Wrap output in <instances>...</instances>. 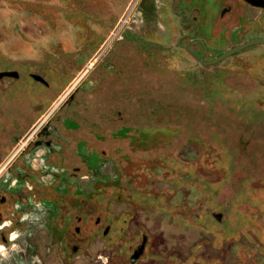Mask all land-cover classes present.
Instances as JSON below:
<instances>
[{"label":"rangeland","instance_id":"rangeland-1","mask_svg":"<svg viewBox=\"0 0 264 264\" xmlns=\"http://www.w3.org/2000/svg\"><path fill=\"white\" fill-rule=\"evenodd\" d=\"M82 1L88 4L85 12L73 11L71 21L87 22L99 31L74 30L71 38L69 31L57 34L68 21L62 8L35 3L11 13L10 6L19 7L18 1L0 6V71L11 69L20 74L17 80L0 81V162L61 97L47 120L69 110L66 105L72 94L75 100L84 101L78 111L84 120L98 119L106 109L123 106L135 130L156 128L146 131L150 134L147 147L135 143V183L156 196L142 198L149 205L140 204L135 220L151 237L154 253L148 263L264 264L260 65L251 73L249 68L254 67L249 63L224 61L191 72L197 65L188 63L180 77L167 67L164 53L157 48H152L154 57L149 58L151 52L135 47L133 58L131 48L119 47L117 65L128 76L112 81L104 67L111 48L101 44L119 37L117 28L132 12L127 24L135 23V33L141 32L137 30L140 20L138 25L132 11L133 0ZM155 28L163 41H170L173 27L163 10ZM80 37L96 39L100 46L92 56L77 59L81 64L69 73L72 54L62 46H56V54L47 53L48 46L62 40L74 44ZM250 51L251 47L240 55ZM31 73L44 77L49 86L35 82ZM155 136L161 140L158 145ZM120 205L112 203L114 210H121ZM90 247L99 249V241Z\"/></svg>","mask_w":264,"mask_h":264},{"label":"flooded vegetation","instance_id":"flooded-vegetation-1","mask_svg":"<svg viewBox=\"0 0 264 264\" xmlns=\"http://www.w3.org/2000/svg\"><path fill=\"white\" fill-rule=\"evenodd\" d=\"M16 1L19 7L10 6L11 13L35 3L66 10L68 21L60 27V36L69 31L71 38L72 32L80 29L99 31L87 22L71 21L73 11L85 12L83 8L88 4L82 0ZM9 2L0 0V6L8 7ZM133 10L138 25L140 20L137 30L141 34L135 33V23L127 24L132 12L117 28L119 37L101 44L111 48L104 67L112 81L128 76L117 65L121 60L119 47L131 48L133 58L135 47L151 52L149 58L154 57L152 48H157L164 53L167 67L181 77L188 63L197 65L191 72H201L230 49L253 39L264 40V6H255L248 0H133ZM160 10L173 27L169 42L156 32ZM76 36L77 33V39ZM80 39L74 44L50 42L47 53L55 52L56 46L65 48L63 51L72 54L68 72L74 73L81 64L77 59L92 56L100 46L96 39ZM250 47L249 53L240 55ZM4 54L12 59L8 51ZM224 61L232 65L249 63L254 67L249 68L251 73L260 65L257 81L264 91V43L248 46L214 64ZM12 71L17 77L3 76L0 81L19 79L16 70L0 73ZM100 74L103 79L104 73ZM33 75L39 74H29L35 82L49 86L44 77L39 75L45 81L42 83ZM75 95H70L68 111L47 120L63 97L54 103L41 120L35 121L37 124L32 125L19 146L16 144L0 162V225H5L0 228V264H150L148 258L154 253L151 237L135 220L140 204H148L142 198L156 196L135 183V143L147 147L150 134L146 131L156 128L135 130L132 119L123 114V106L110 107L95 120L81 119L78 111L84 101L75 100ZM155 140L156 145L161 141L156 136ZM113 202L123 208L114 210ZM12 233H16L15 239H10ZM95 240L100 248L93 250L90 245Z\"/></svg>","mask_w":264,"mask_h":264},{"label":"water","instance_id":"water-1","mask_svg":"<svg viewBox=\"0 0 264 264\" xmlns=\"http://www.w3.org/2000/svg\"><path fill=\"white\" fill-rule=\"evenodd\" d=\"M249 2H251L253 5L255 6H264V3L263 1H251V0H248ZM259 43H264V40L263 39H253V40H250L240 46H237V47H234L232 49H230L229 51H227L226 53H224L223 55H221L216 61L212 62V64L218 62V61H221L223 60L224 58H226L227 56H230L232 54H235L237 52H240L241 50L247 48L248 46H252V45H255V44H259ZM3 76H7V77H17V73L15 71H12V72H1L0 73V78L3 77ZM34 79L35 80H38L42 83H44L45 81L43 80V78L39 75H33ZM218 219L220 217V215H217L216 216Z\"/></svg>","mask_w":264,"mask_h":264},{"label":"clouds","instance_id":"clouds-1","mask_svg":"<svg viewBox=\"0 0 264 264\" xmlns=\"http://www.w3.org/2000/svg\"><path fill=\"white\" fill-rule=\"evenodd\" d=\"M10 223V222H5V224ZM5 225H0V228H3ZM16 233L10 234V239H15ZM15 247V245H13ZM0 252H3V246L0 245Z\"/></svg>","mask_w":264,"mask_h":264},{"label":"bare ground","instance_id":"bare-ground-1","mask_svg":"<svg viewBox=\"0 0 264 264\" xmlns=\"http://www.w3.org/2000/svg\"><path fill=\"white\" fill-rule=\"evenodd\" d=\"M81 76H82V75H81ZM81 76H80V77H81ZM80 77H79L78 81L80 80Z\"/></svg>","mask_w":264,"mask_h":264}]
</instances>
